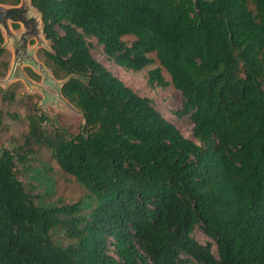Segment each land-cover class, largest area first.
Here are the masks:
<instances>
[{
  "label": "trees",
  "instance_id": "16d2710c",
  "mask_svg": "<svg viewBox=\"0 0 264 264\" xmlns=\"http://www.w3.org/2000/svg\"><path fill=\"white\" fill-rule=\"evenodd\" d=\"M31 2L47 63L85 123L67 137L32 116L26 144L50 147L95 204L39 205L18 175L27 155L3 149L0 264H264V0ZM91 37L126 69L157 59L149 83L169 84L167 70L195 140L101 63Z\"/></svg>",
  "mask_w": 264,
  "mask_h": 264
},
{
  "label": "rangeland",
  "instance_id": "374dc122",
  "mask_svg": "<svg viewBox=\"0 0 264 264\" xmlns=\"http://www.w3.org/2000/svg\"><path fill=\"white\" fill-rule=\"evenodd\" d=\"M34 12H38L36 8ZM10 25L15 33L20 34L24 29L20 23L10 21ZM134 38L133 35L124 36L128 43ZM88 39L92 54L101 63L140 95L151 98L156 108L168 120L186 137L195 140L191 116H180L177 113L182 109L184 97L171 83V76L167 70L162 67V73L169 84L161 86L149 83V71L161 66L154 54H152L156 59L154 63L140 71H133L110 59L104 52L103 45L95 37ZM4 47L5 52L0 57V152L3 149L19 150L21 147L20 150L27 155L28 162L18 164V175L33 194L39 195L37 201L42 198L38 201L39 205L74 203L81 200L85 207L82 212H88L90 204H95L89 196V190L73 175L60 168L51 148L35 142L26 144L32 116L44 118L41 126L49 131L58 130L67 137L80 132L85 123L82 111L59 92L58 84L65 78L58 77L53 67L47 63L44 51L51 49L50 40L46 38L39 42L33 39L28 48L29 53L43 64L49 76L30 58H25L14 72V48L6 37ZM52 236L64 245L69 241L64 230L60 228L53 231ZM193 236L203 244L211 242L213 252L218 255L215 241L207 236L200 226L195 228Z\"/></svg>",
  "mask_w": 264,
  "mask_h": 264
},
{
  "label": "water",
  "instance_id": "95a60500",
  "mask_svg": "<svg viewBox=\"0 0 264 264\" xmlns=\"http://www.w3.org/2000/svg\"><path fill=\"white\" fill-rule=\"evenodd\" d=\"M35 8L36 7L32 5L31 0H20L18 4L12 5H6L0 2V29H4L2 31L4 38L6 37L8 42L10 40L14 48V72L17 71L20 63L25 58H30L33 62L39 65L41 70L45 71L43 64L38 62L28 50L31 40L36 39L39 42H43L46 39L42 15L38 10V12L35 13ZM10 21L22 24L24 28L23 31L20 34L15 33L10 25ZM45 74L49 76L47 71H45ZM65 81L66 79L58 84V89L61 95H63L62 86Z\"/></svg>",
  "mask_w": 264,
  "mask_h": 264
}]
</instances>
